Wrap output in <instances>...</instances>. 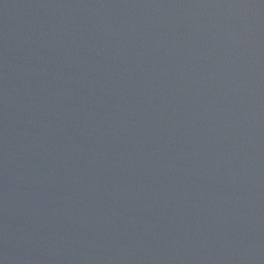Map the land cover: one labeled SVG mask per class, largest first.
<instances>
[{
	"label": "water",
	"instance_id": "obj_1",
	"mask_svg": "<svg viewBox=\"0 0 264 264\" xmlns=\"http://www.w3.org/2000/svg\"><path fill=\"white\" fill-rule=\"evenodd\" d=\"M0 264H264V0H0Z\"/></svg>",
	"mask_w": 264,
	"mask_h": 264
}]
</instances>
